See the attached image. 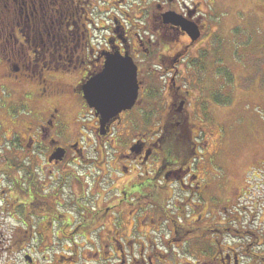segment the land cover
Wrapping results in <instances>:
<instances>
[{
	"label": "flooded vegetation",
	"instance_id": "flooded-vegetation-1",
	"mask_svg": "<svg viewBox=\"0 0 264 264\" xmlns=\"http://www.w3.org/2000/svg\"><path fill=\"white\" fill-rule=\"evenodd\" d=\"M215 7L0 0V264H264V195L252 168L226 192L211 131ZM111 58L136 98L104 117L83 88Z\"/></svg>",
	"mask_w": 264,
	"mask_h": 264
},
{
	"label": "rangeland",
	"instance_id": "rangeland-1",
	"mask_svg": "<svg viewBox=\"0 0 264 264\" xmlns=\"http://www.w3.org/2000/svg\"><path fill=\"white\" fill-rule=\"evenodd\" d=\"M255 1L216 0L212 17L216 58L207 79L211 80L210 89L215 94L211 131L216 136L226 135L230 142L229 148L220 149L229 178L226 192L231 187L233 190L241 187L244 174L252 168L247 182L261 196L264 195L261 184L264 181V0L256 4ZM199 67L203 73L204 67ZM246 92H251L249 98ZM257 93H263V97L257 99ZM217 146L214 141L216 150ZM253 199L249 196L246 206L251 207Z\"/></svg>",
	"mask_w": 264,
	"mask_h": 264
},
{
	"label": "water",
	"instance_id": "water-1",
	"mask_svg": "<svg viewBox=\"0 0 264 264\" xmlns=\"http://www.w3.org/2000/svg\"><path fill=\"white\" fill-rule=\"evenodd\" d=\"M110 67H118L121 70L123 88L119 102L108 104L104 106L102 110L101 107L98 106L96 97L92 95L90 85H92L93 82H98V78L101 77V74L105 72V69ZM136 88V68L131 61L126 58L123 60L111 58L107 60L103 71L87 82L86 86L83 88V92L90 107L95 108V110L103 114L104 117H110L122 109L129 108L134 103L136 98Z\"/></svg>",
	"mask_w": 264,
	"mask_h": 264
},
{
	"label": "snow or ice",
	"instance_id": "snow-or-ice-1",
	"mask_svg": "<svg viewBox=\"0 0 264 264\" xmlns=\"http://www.w3.org/2000/svg\"><path fill=\"white\" fill-rule=\"evenodd\" d=\"M90 88L102 110L108 104L118 103L123 88L121 70L118 67L105 69L98 82H93Z\"/></svg>",
	"mask_w": 264,
	"mask_h": 264
}]
</instances>
